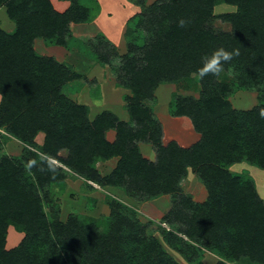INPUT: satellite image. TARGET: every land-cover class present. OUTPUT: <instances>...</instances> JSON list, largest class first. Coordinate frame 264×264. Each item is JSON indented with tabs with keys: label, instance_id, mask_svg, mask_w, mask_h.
Returning <instances> with one entry per match:
<instances>
[{
	"label": "trees",
	"instance_id": "trees-1",
	"mask_svg": "<svg viewBox=\"0 0 264 264\" xmlns=\"http://www.w3.org/2000/svg\"><path fill=\"white\" fill-rule=\"evenodd\" d=\"M220 4L237 8L222 17L231 24V33L207 27ZM75 7L60 15L50 0L8 2L17 31L9 35L0 30L1 126L26 152L25 162L0 159V264H178L136 211L113 206L112 220L71 216L62 223L57 214L45 212L40 190L64 188L69 176L102 186L133 184L149 200L179 192L189 168L200 175L209 198L203 204L183 200L187 212L173 217L185 225L180 232L204 239L203 246L223 259L239 262L249 256L264 264V203L252 180L228 169L242 160L264 169V0H161L151 5L147 22L156 31L154 38L142 57H131L133 50L128 51L121 75L126 78L122 86L132 94L126 98L127 110L138 131L108 111L91 121L85 106L63 94L64 85L79 76L33 50L37 38L66 45L71 39L68 25L83 21L87 12ZM219 50L233 54L219 75L236 72L240 88L258 93V106L234 110L227 101L229 87L218 82L219 75L200 76L205 59ZM191 75L200 77L201 97H180L174 114L189 118L201 141L190 149L175 142L162 146V129L144 102L154 99L161 84ZM114 127L119 138L111 144L105 133ZM39 134H44L42 145L36 143ZM147 138L159 147L156 164L144 159L134 144ZM115 157L121 158L117 168L103 178L95 165ZM10 228L24 238L6 250ZM230 237L236 245L225 244ZM164 239L190 263L200 261L201 253L175 234Z\"/></svg>",
	"mask_w": 264,
	"mask_h": 264
},
{
	"label": "rangeland",
	"instance_id": "rangeland-1",
	"mask_svg": "<svg viewBox=\"0 0 264 264\" xmlns=\"http://www.w3.org/2000/svg\"><path fill=\"white\" fill-rule=\"evenodd\" d=\"M12 1L15 0L0 1V30L9 35H14L17 31V25L9 16L8 2ZM50 1L53 9L60 15L65 14L74 5L76 9L86 8L87 12L84 13V17H80H83V21L70 22L68 25L71 39L66 41V45L55 43L56 39L46 41L43 38H37L33 42L36 55L53 59L79 76L78 79L64 85L63 94L76 104L85 106L91 121L108 111L119 122L138 131L139 126L132 120L127 110L126 98L132 94L130 90L122 86L126 81V78L121 77L122 67L125 62L124 57L129 50H133L131 57L135 55L142 57L141 53L153 40L156 31L148 29L150 25L147 22L148 9L153 3L161 0ZM236 12L237 8L231 5L215 6L213 17L208 20L207 27L215 33H231V24L224 21L222 17ZM218 82L228 85L227 101L234 110L249 111L258 106V93L240 88L236 72L231 70L222 72ZM201 93L200 77L191 75L176 84H161L155 92L154 99L144 102L145 108L151 112L153 121L162 129V146L166 147L171 142H175L182 147L179 142L182 144L185 142L184 145L190 147L182 148L190 149L201 141V134L200 139L188 137V133L195 131L194 127L192 130L187 129L185 122L180 119L183 117H177L174 114L175 105L180 97L199 99ZM1 102L0 95V105ZM2 117L0 113V159L10 158L25 162V146L1 126ZM105 138L111 144L117 142L118 129L115 127L108 129ZM43 142L44 134H39L36 143L42 145ZM134 144L144 159L154 164L158 162L159 147L151 140L148 138L145 141L135 140ZM67 154L68 152H62L61 156L66 157ZM120 160V157H115L108 161L97 162L95 168L103 178H106L115 171ZM53 162L56 166H61L57 161ZM228 169L235 175L252 180L259 199L264 203V169L247 160L234 163ZM66 172L71 173L69 169ZM126 180L129 179L126 178ZM134 186L129 183L119 186H102L93 181L67 176L64 188L51 185L41 189L40 193L45 212L49 216L53 213L57 214L62 223H66L71 216L99 221L112 220L115 214L113 206L126 209V213L136 211L138 220L149 228V234L160 241L178 264H259L252 261L249 256L242 257L239 262L223 259L203 246L204 239L199 237L191 239L180 232L185 225H180L179 219L176 221L173 217L180 211L187 212V208L183 207V200L190 199L196 204H203L209 198V192L200 179V175L191 168L179 182L180 191L174 194L147 200L145 199L147 197L143 198ZM169 219L173 223L169 222ZM234 232H236L235 229ZM170 233L183 239L185 244L193 246V249L201 253L200 261L190 263L181 253L170 249L164 239V236ZM225 244L236 245L234 237L226 240ZM6 250H11L8 244H6Z\"/></svg>",
	"mask_w": 264,
	"mask_h": 264
},
{
	"label": "clouds",
	"instance_id": "clouds-1",
	"mask_svg": "<svg viewBox=\"0 0 264 264\" xmlns=\"http://www.w3.org/2000/svg\"><path fill=\"white\" fill-rule=\"evenodd\" d=\"M181 26L185 24L184 20L180 21ZM238 51L235 55H238ZM232 53L225 52L224 50H219L213 57L206 58L204 61V66L200 69L199 74L203 78L204 76L212 73L213 75H219L223 70V63L228 62L232 59ZM261 116L264 117V110L261 111Z\"/></svg>",
	"mask_w": 264,
	"mask_h": 264
},
{
	"label": "crops",
	"instance_id": "crops-1",
	"mask_svg": "<svg viewBox=\"0 0 264 264\" xmlns=\"http://www.w3.org/2000/svg\"><path fill=\"white\" fill-rule=\"evenodd\" d=\"M53 2V1H52ZM182 119L185 123V126L187 129H191L193 128V125L191 123V121L186 118V117H183V118H180ZM193 132H191L190 134L188 133V137H191L192 139L193 138H199L200 134L197 133L196 131L192 130ZM185 143V142H184ZM184 143H180L179 144L182 146V147H190V146H187V145H184ZM71 178V177H69ZM69 180V179H68ZM67 180V181H68ZM11 230H9V234H8V238H7V244L10 246V249H13L15 248L16 246H18L20 244V242L22 241V239L24 238L23 234H20V233H17L15 230H12V228H10Z\"/></svg>",
	"mask_w": 264,
	"mask_h": 264
}]
</instances>
